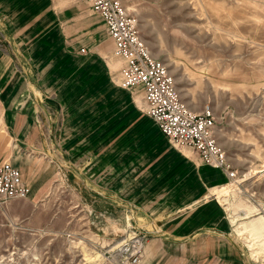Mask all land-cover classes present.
Segmentation results:
<instances>
[{
  "label": "crops",
  "instance_id": "1",
  "mask_svg": "<svg viewBox=\"0 0 264 264\" xmlns=\"http://www.w3.org/2000/svg\"><path fill=\"white\" fill-rule=\"evenodd\" d=\"M77 1L0 0V159L19 169L27 199L69 181L87 219L115 238L146 236L138 264H257L217 199L226 174L169 143L140 87L112 81L122 60Z\"/></svg>",
  "mask_w": 264,
  "mask_h": 264
},
{
  "label": "rangeland",
  "instance_id": "2",
  "mask_svg": "<svg viewBox=\"0 0 264 264\" xmlns=\"http://www.w3.org/2000/svg\"><path fill=\"white\" fill-rule=\"evenodd\" d=\"M121 2L182 99L196 111L212 106L217 140L238 172L217 199L247 255L264 264V0ZM48 194L0 204V264H122L110 251L119 237L102 218L87 219L84 195L59 178Z\"/></svg>",
  "mask_w": 264,
  "mask_h": 264
},
{
  "label": "built area",
  "instance_id": "3",
  "mask_svg": "<svg viewBox=\"0 0 264 264\" xmlns=\"http://www.w3.org/2000/svg\"><path fill=\"white\" fill-rule=\"evenodd\" d=\"M103 22L113 42V55L122 60L118 85L124 89L140 87L143 110L175 149L193 151L200 161L223 171L228 183L236 181L237 169L227 157L216 136V117L210 104L196 111L184 101L167 66L147 48L132 17L121 0H81ZM80 48V52H84ZM29 187L23 183L19 169L0 159V204L24 198ZM146 236L130 231L120 237L115 250L122 264L140 263Z\"/></svg>",
  "mask_w": 264,
  "mask_h": 264
},
{
  "label": "bare ground",
  "instance_id": "4",
  "mask_svg": "<svg viewBox=\"0 0 264 264\" xmlns=\"http://www.w3.org/2000/svg\"><path fill=\"white\" fill-rule=\"evenodd\" d=\"M264 171V165L262 166V169L259 170V172H262ZM229 186V185H228ZM220 195H218V198H219ZM110 254V253H109ZM116 261H117V258H116Z\"/></svg>",
  "mask_w": 264,
  "mask_h": 264
}]
</instances>
